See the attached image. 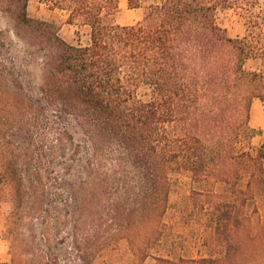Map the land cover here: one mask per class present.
<instances>
[{"label": "trees", "instance_id": "1", "mask_svg": "<svg viewBox=\"0 0 264 264\" xmlns=\"http://www.w3.org/2000/svg\"><path fill=\"white\" fill-rule=\"evenodd\" d=\"M0 0V215L7 264H91L125 240L139 263L160 242L173 175L203 212L197 257L154 264H264V143L249 123L264 100V0H41L85 42ZM244 13L230 37L219 12ZM253 226V225H252Z\"/></svg>", "mask_w": 264, "mask_h": 264}, {"label": "rangeland", "instance_id": "2", "mask_svg": "<svg viewBox=\"0 0 264 264\" xmlns=\"http://www.w3.org/2000/svg\"><path fill=\"white\" fill-rule=\"evenodd\" d=\"M121 11L116 22L129 24L135 22L141 15L140 10L128 9L126 0H120ZM29 16L52 22L56 25L59 35L71 43L85 42L87 32L81 30L77 35L76 27L66 23L67 14L60 9H50L41 0H29L27 6ZM219 21L230 37L242 36L245 33L244 13L239 9H225L219 12ZM249 123L258 133L252 139V147L264 143V100L254 99L250 107ZM264 165V161H263ZM200 188L193 184L186 173L173 175L169 194L170 206L163 217V234L160 242L150 251L151 255L139 263L127 242L123 239L106 244L97 252L91 264H154V257L170 256L197 257L206 253L200 244V234L204 225L203 212L194 210L190 205L192 190ZM245 213L252 219L251 227L264 224V199L254 198L245 207ZM64 260L60 264H79L72 249L60 245ZM11 255L5 238L3 217L0 215V264L10 262Z\"/></svg>", "mask_w": 264, "mask_h": 264}]
</instances>
